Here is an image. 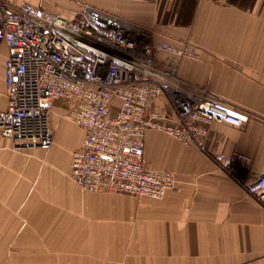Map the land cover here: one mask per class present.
<instances>
[{"label":"crops","instance_id":"crops-1","mask_svg":"<svg viewBox=\"0 0 264 264\" xmlns=\"http://www.w3.org/2000/svg\"><path fill=\"white\" fill-rule=\"evenodd\" d=\"M71 20L141 29L153 43L195 47L181 59L182 93L226 103L249 115L241 127L213 122L205 146L224 159L240 155L229 175L193 145L149 130L144 163L171 172L178 191L162 199L83 191L70 180L83 132L53 102L52 145L15 149L0 136V264H264V210L244 184L264 174V0H0ZM0 45V111L7 100ZM155 110L171 113L165 96ZM70 129L69 147L54 149ZM60 145H63L60 143ZM243 166V167H242Z\"/></svg>","mask_w":264,"mask_h":264},{"label":"built area","instance_id":"built-area-1","mask_svg":"<svg viewBox=\"0 0 264 264\" xmlns=\"http://www.w3.org/2000/svg\"><path fill=\"white\" fill-rule=\"evenodd\" d=\"M0 45L7 100L0 136L15 149L51 147L53 102L69 103L66 119L83 132L68 177L83 191L162 199L178 191L171 172L144 163L147 131L193 145L229 175H242L240 155L224 159L206 149L213 122L241 127L249 115L226 103L182 93L175 82L181 59H199L194 45L151 42L148 32L108 28L24 6H0ZM165 96L171 113L155 110ZM243 167V166H242ZM244 189L264 210V174Z\"/></svg>","mask_w":264,"mask_h":264},{"label":"rangeland","instance_id":"rangeland-1","mask_svg":"<svg viewBox=\"0 0 264 264\" xmlns=\"http://www.w3.org/2000/svg\"><path fill=\"white\" fill-rule=\"evenodd\" d=\"M138 30H139V29H138ZM71 134H72V131H71L70 129L66 130V131L63 133L62 137H61L60 139L57 140L58 142H56V143L54 144V149H55L58 153H61V154H62V151H63L65 148L68 149L69 144H68V140H67V138H68L69 136H71ZM60 143H62L63 145H60ZM12 146H13V145H12ZM115 194H116V193H115Z\"/></svg>","mask_w":264,"mask_h":264}]
</instances>
